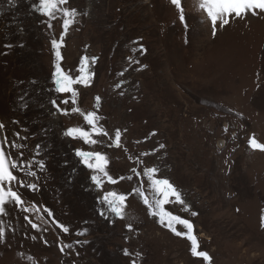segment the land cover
I'll return each mask as SVG.
<instances>
[{"label": "rangeland", "instance_id": "obj_1", "mask_svg": "<svg viewBox=\"0 0 264 264\" xmlns=\"http://www.w3.org/2000/svg\"><path fill=\"white\" fill-rule=\"evenodd\" d=\"M37 2L0 0V140L6 135L9 143L24 145L6 151L14 158L23 152L25 161L41 145L35 159L46 164L35 181L38 191L18 189L24 206L34 202L39 211L8 205L0 216L6 234L0 264H204L191 255L186 237L149 217L138 197L126 201L125 219L100 215L105 206L97 197L131 192L142 178L130 169L142 173L146 166L158 167L183 194L190 211L175 203L165 207L192 223L211 264H264V152L248 146L253 135L264 143V13L232 18L213 35L197 0H182L187 28L170 0H68L65 7L80 15L64 37L60 66L76 77L81 58L88 57L93 73L89 86L74 85L73 105L70 93L53 90L51 39L59 41L63 22L35 11ZM97 96L100 124L113 138L121 130L120 148L108 147L107 137L98 138L104 141L98 146L65 137L68 127L88 126L79 113L52 115L51 99H68L62 108L87 112L96 111ZM93 147L106 153L107 170L119 181L105 182L103 191L74 155L76 148ZM129 175L132 180H119ZM143 186L152 197L146 178ZM65 244L73 247L62 252Z\"/></svg>", "mask_w": 264, "mask_h": 264}, {"label": "snow or ice", "instance_id": "obj_2", "mask_svg": "<svg viewBox=\"0 0 264 264\" xmlns=\"http://www.w3.org/2000/svg\"><path fill=\"white\" fill-rule=\"evenodd\" d=\"M8 3L11 5L14 3V0H8ZM68 0H38L37 3H34L33 9L39 12L42 16L48 17L49 21L55 19H61L63 24L62 27L64 31L60 35L59 41L55 37L51 39V46L54 53V71L52 73L53 83L55 88L53 89L58 94H71V103L75 105L77 103L75 97L77 96V91L74 85L89 86L93 73L91 72V67L89 64L88 57H82L80 61V68L78 69L79 75L73 77L69 74H66L60 66V61L63 59L60 48L63 46V40L67 33L69 27L75 23L76 17L80 13L75 8L65 7ZM170 3L177 9L179 13V19L182 24H185L187 28L184 8L182 6V0H170ZM196 7L198 10L202 11L208 21L212 25V33L216 34L217 27L223 28L228 25L232 18H243L249 13L256 15L258 13H264V0H197ZM48 27L51 28L52 24L49 22ZM141 51L144 49L141 46ZM96 57L91 58V64L96 62ZM126 71V70H125ZM121 72L119 75H123ZM123 83V81L121 82ZM116 88H120L121 84H117ZM123 95V93H121ZM94 108L96 111H83L79 107H72L71 109L62 108L61 104H68L69 100L64 99L59 103L56 99H51L50 104L52 108L55 109L52 112V115H68L71 113H79L86 125L87 129L80 126L68 127L63 131V136L69 137L73 140L82 141L84 145L89 146H98L103 145V139H98L100 137H107L110 144L108 147L120 148L121 144V130L116 129L114 138L109 134V132L100 124V121L103 119L98 115V109L101 103V98L97 96L95 98ZM5 125L0 123V130L4 129ZM227 131V128L225 129ZM155 135V133H152ZM17 139L20 138L19 133H15ZM96 137V138H94ZM27 139V137H24ZM248 146L252 150H259L264 152V143L258 142L255 136H251L248 139ZM24 145H17L15 140L9 143L7 136L5 135L2 140H0V216H3L7 213V206L12 205L15 208L21 209L24 212H29L30 210L35 209L39 211L37 205L33 202L30 207H25V201L22 199L21 193L18 189H27L29 191H38V171H44L46 164L43 160L35 159V156L40 155L41 145H36V153L31 161H25L22 159L23 152L20 153V158H14L11 152L6 151V149H16L23 148ZM164 144L159 145V149H163ZM159 149H154L158 151ZM74 155L78 158L79 164L84 166L86 169L90 170L92 173L90 180L93 185H95L98 191H103L105 182L109 184H116L119 181L114 179L107 170V165L109 163V158L106 153L95 150L93 147L92 150H84L82 148L74 149ZM140 155L146 156L149 153H141ZM131 159V157H130ZM67 163V162H65ZM138 164H142L143 161L137 159ZM36 165L37 169L34 170L33 166ZM136 177L142 178L141 184L137 187H134L131 192L127 193H118L116 191H103L102 196L97 197V202L104 205V208L100 209V215L108 219V213H111L113 216L119 219H125V209L127 208L126 201L129 197L139 198L141 202L147 209L149 217L156 218L157 222L162 227H167L178 237H186L191 242V255L195 258H200L204 264H211L210 255L202 250H199V244L195 236L193 235V225L189 220L182 218L179 215L174 214L168 210L165 206L169 204H179L183 207V210L188 212L190 211L188 205L183 199V194L179 189H177L167 178H161L159 176V168L156 166L144 167L142 173L138 171L136 167L130 169ZM21 172L27 177L34 178V182H26L21 179L16 173ZM75 172V169H73ZM143 178H146L148 189L152 193L151 199H149L148 192L144 190ZM132 180L133 176L129 175L128 177L121 176L119 180ZM43 211L46 212L49 216L52 215L51 210L44 207ZM192 216H196V212H191ZM27 220L33 229H38V224L32 222L29 217L26 215L24 217ZM43 219L42 216H37V220ZM262 226H264V217L261 218ZM177 226H182L185 231L177 230ZM63 232L68 233L69 228L67 226L60 225ZM129 231L133 230V225L131 223L126 225ZM87 229L79 231L76 233L77 236H82L86 233ZM5 230L0 227V242L5 240ZM35 239V237H33ZM80 243V241H76ZM83 243H87L84 241ZM73 246L71 244H65L61 247L63 252L65 249H71ZM124 254L128 255V250H124Z\"/></svg>", "mask_w": 264, "mask_h": 264}, {"label": "flooded vegetation", "instance_id": "obj_3", "mask_svg": "<svg viewBox=\"0 0 264 264\" xmlns=\"http://www.w3.org/2000/svg\"><path fill=\"white\" fill-rule=\"evenodd\" d=\"M147 191V190H146ZM149 199H151V196H149Z\"/></svg>", "mask_w": 264, "mask_h": 264}]
</instances>
